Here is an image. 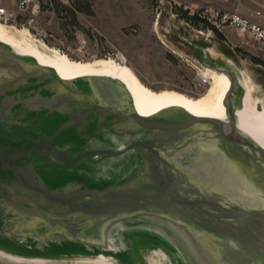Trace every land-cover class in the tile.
I'll return each mask as SVG.
<instances>
[{"label": "water", "instance_id": "95a60500", "mask_svg": "<svg viewBox=\"0 0 264 264\" xmlns=\"http://www.w3.org/2000/svg\"><path fill=\"white\" fill-rule=\"evenodd\" d=\"M179 38L203 70L229 78L223 119L180 107L142 117L121 81L62 80L0 43L1 251L264 264V148L239 125L241 77Z\"/></svg>", "mask_w": 264, "mask_h": 264}, {"label": "rangeland", "instance_id": "374dc122", "mask_svg": "<svg viewBox=\"0 0 264 264\" xmlns=\"http://www.w3.org/2000/svg\"><path fill=\"white\" fill-rule=\"evenodd\" d=\"M244 1L248 3L245 9L249 10L253 3ZM47 3L45 0L36 17L41 35L45 33L47 38L40 40L39 36L30 33L34 38L74 61L91 62L122 56L126 68L140 84L156 94L174 92L194 100L206 91L208 81L198 70L202 68L193 52L183 45L179 34L207 45L212 53L221 54L223 50L213 39L208 42L196 36L200 24L184 17V12L189 16L214 4H195L191 0H69L70 6H64L58 0H51V6ZM156 19H159L158 26H155ZM213 46L217 47L215 51L210 49ZM255 47L259 48L256 44ZM227 59L240 77L242 70L264 94V60L260 56L240 52ZM137 249L132 263L148 264L152 259L150 249ZM167 250L171 260L176 261L179 254ZM86 261L77 257L48 259L44 263L88 264ZM0 264L8 263L0 260Z\"/></svg>", "mask_w": 264, "mask_h": 264}, {"label": "bare ground", "instance_id": "6f19581e", "mask_svg": "<svg viewBox=\"0 0 264 264\" xmlns=\"http://www.w3.org/2000/svg\"><path fill=\"white\" fill-rule=\"evenodd\" d=\"M158 24L159 19H156L155 26ZM0 43L9 46L20 56L34 59L42 67L53 69L62 80L107 77L121 81L132 96L136 111L142 117H150L169 107H180L196 117L219 120L224 118L223 100L230 87V80L224 74L198 68L208 81L207 84L205 83L207 88L199 99L191 100L174 92L156 94L149 91L126 68L122 56L96 59L91 62L74 61L56 48L49 47L34 38L26 29L1 23ZM239 73L243 75L241 85L245 90L242 108L237 111L239 125L242 131L264 148V94L244 71L241 70ZM0 260L8 264H45L43 260L26 259L1 250ZM160 261L161 258L159 261L150 259L148 264H161ZM86 263L117 264L104 257L87 260Z\"/></svg>", "mask_w": 264, "mask_h": 264}, {"label": "built area", "instance_id": "2783aa9c", "mask_svg": "<svg viewBox=\"0 0 264 264\" xmlns=\"http://www.w3.org/2000/svg\"><path fill=\"white\" fill-rule=\"evenodd\" d=\"M219 5L206 7L204 11L195 12L199 19L200 27L196 30V36H201L210 42L216 33H221L226 28L234 29L246 36L259 48L264 49V25L257 19L264 12V1L260 10L244 14L239 4L243 0H217ZM49 6L51 0H47ZM64 6H70L69 0H58ZM45 0H0V23L25 28L29 33L39 36L40 40L47 38V34L41 35V29L37 15ZM190 15V16H191Z\"/></svg>", "mask_w": 264, "mask_h": 264}, {"label": "crops", "instance_id": "0c3cea01", "mask_svg": "<svg viewBox=\"0 0 264 264\" xmlns=\"http://www.w3.org/2000/svg\"><path fill=\"white\" fill-rule=\"evenodd\" d=\"M250 1L253 4H250L251 8L249 10L245 9L246 5L248 4L247 1L243 0L239 4L240 10L244 14H249L252 13L253 11L260 10V6L264 0H250ZM191 2L195 4L209 3V4L219 5V2L217 0H191ZM257 20L264 25V12L262 13V16L259 17ZM214 39L213 40L215 45L223 48V50L221 51L223 55L227 58H231L233 55H236L237 53L244 52L246 54H251L253 56H260L261 59L264 60V49L256 48L255 44L248 38V36L234 29L226 28L221 33H216ZM216 46H213L210 49L215 51L217 48Z\"/></svg>", "mask_w": 264, "mask_h": 264}, {"label": "trees", "instance_id": "16d2710c", "mask_svg": "<svg viewBox=\"0 0 264 264\" xmlns=\"http://www.w3.org/2000/svg\"><path fill=\"white\" fill-rule=\"evenodd\" d=\"M188 13L187 12H184V17L185 18H187L188 20H191L193 23H199V19H198V17H197V15L196 14H194V15H187Z\"/></svg>", "mask_w": 264, "mask_h": 264}]
</instances>
